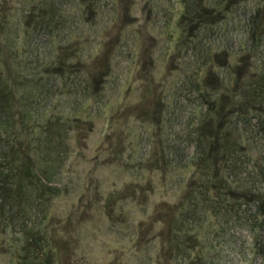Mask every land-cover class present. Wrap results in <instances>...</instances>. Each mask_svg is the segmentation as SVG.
Wrapping results in <instances>:
<instances>
[{
	"label": "rangeland",
	"instance_id": "1",
	"mask_svg": "<svg viewBox=\"0 0 264 264\" xmlns=\"http://www.w3.org/2000/svg\"><path fill=\"white\" fill-rule=\"evenodd\" d=\"M190 1L0 0V264H264V0Z\"/></svg>",
	"mask_w": 264,
	"mask_h": 264
},
{
	"label": "trees",
	"instance_id": "2",
	"mask_svg": "<svg viewBox=\"0 0 264 264\" xmlns=\"http://www.w3.org/2000/svg\"><path fill=\"white\" fill-rule=\"evenodd\" d=\"M194 4H196L195 0H191L190 2H188V13L191 12L193 14L195 12L193 10ZM202 9L206 8L203 7ZM197 11H199V9ZM13 100L14 92L12 91L11 86H8L6 83L0 82V115L2 119L0 122V127L5 132L9 130L8 128H10V119L7 114V110L13 103ZM17 112L19 121L23 123L22 118L26 114V112L24 110H18ZM17 144L18 145H16L15 143L11 144L10 147L7 148L5 155L0 158V207L1 204H3V198L5 200L8 197H13L16 193V189H18V191L20 192H24V187L27 185L31 186V183L37 187V192L39 195H41L43 190H51L56 188V186L50 183L51 173L49 172L48 168L44 167L43 165L39 166L40 162L42 164L46 163V155L48 154V152L41 153L38 157H33L31 156V152H29L27 147L25 148V145H27L26 140H20ZM46 145L49 147V145L51 144L46 143ZM203 145L204 151L205 144ZM45 150L46 149H44L43 151ZM202 159L203 161H205V163H208L209 161H211V156L210 154L206 153L203 155ZM34 166L38 168L37 171L33 169ZM12 182H14V186ZM258 207L264 217V197L260 198ZM36 236H38V234H35L33 230H31V232L26 235V238H24L23 248L26 250L27 256H30L31 254L39 255L37 250L42 249V246L39 244V240L41 239V237ZM35 243L38 244V249L35 248ZM46 264H50L49 259L46 260Z\"/></svg>",
	"mask_w": 264,
	"mask_h": 264
}]
</instances>
